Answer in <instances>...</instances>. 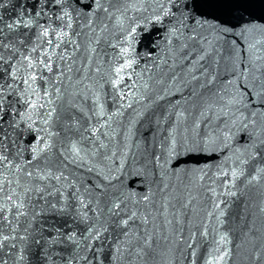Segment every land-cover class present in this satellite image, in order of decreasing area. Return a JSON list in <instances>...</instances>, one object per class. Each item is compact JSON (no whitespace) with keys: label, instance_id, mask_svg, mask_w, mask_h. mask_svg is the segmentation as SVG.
Instances as JSON below:
<instances>
[{"label":"snow or ice","instance_id":"obj_1","mask_svg":"<svg viewBox=\"0 0 264 264\" xmlns=\"http://www.w3.org/2000/svg\"><path fill=\"white\" fill-rule=\"evenodd\" d=\"M9 4L11 15L0 13V264H10L13 256L11 264L25 260L29 241L42 256L40 264H93L105 241L115 248L117 261L162 264L158 241L168 239L162 229L174 220L183 223L169 209L186 216L183 210L196 199L193 188L215 193L199 184L206 177L210 184L216 183L214 176L230 177L223 183L231 188L243 175L224 167L231 159L224 150L238 134L245 151L256 149L253 158L264 161V25L209 17L202 9L242 6L206 0H0V9ZM147 25L164 29L167 47L137 71L132 45L137 29ZM98 31L115 39L108 43L119 53L109 69L96 67L93 75L92 41ZM81 37H87V45ZM177 93L178 99L169 98ZM158 108L164 109L160 115ZM146 116L167 133L159 154L155 138L151 152L147 144L141 151L140 143H129ZM178 145L207 154V170L189 175L177 165L170 174L166 165ZM133 147L144 155L147 171L160 170L147 192L133 190L136 179L124 186L123 178L133 175L125 167ZM136 155L132 152L133 164ZM255 179L251 175L248 183ZM202 226L206 236L208 226ZM109 227L111 239L105 236ZM196 236L192 231L190 239ZM19 242L24 243L18 247ZM198 247L186 244L182 255L189 264L203 259ZM227 254L209 253L204 264H220Z\"/></svg>","mask_w":264,"mask_h":264},{"label":"water","instance_id":"obj_2","mask_svg":"<svg viewBox=\"0 0 264 264\" xmlns=\"http://www.w3.org/2000/svg\"><path fill=\"white\" fill-rule=\"evenodd\" d=\"M15 0H13V3ZM207 3L221 4V5H241L242 7H212L204 8L203 11L209 14V17L216 16L220 20H225L231 24H237L242 18L243 21L260 26L264 25V0H206ZM11 7L9 4L7 8L0 9V13H8L11 15ZM18 11V10H17ZM139 15V14H137ZM147 15V13H145ZM7 18V16H6ZM211 23H216V21H210ZM159 29V33H157ZM138 35L136 36L135 42L132 47L135 49V56L138 60L137 71L140 67L145 65H152L154 62V57L157 55H162V50L167 47L166 33L160 25H147L142 26L137 29ZM99 36V43L95 42V37ZM81 40L85 41L87 45V37H81ZM111 40L112 43H116L115 39L112 38L108 33H100L99 31L94 34L93 46L96 48L95 53H91L93 59V67L90 70L93 75H98L95 72L96 67H100L102 70L109 69L110 65L113 63L114 54L119 53V49H114L110 46L108 41ZM126 46V45H125ZM103 61V63H99ZM86 63V61H85ZM158 63V61H156ZM105 90L110 91V86L105 85ZM170 99H178L179 93L175 96H170ZM166 101H161L160 104L164 105ZM191 111V109H189ZM163 108L157 109V115L163 112ZM151 113H149L150 115ZM170 120L174 117H169ZM188 126H192V117L188 118ZM161 128H166V123H161ZM183 131V126L182 129ZM203 131V127L199 130ZM166 132H161L157 130L156 120L152 119L151 123L147 122V116L138 123L132 132L131 138L129 140L130 144L135 145L140 143L141 151L145 144H147L149 152L153 149V139L155 138V151L159 154L161 152L160 139L162 136H166ZM188 135L192 136L194 133L189 132ZM240 135L238 134L236 140L233 142L232 148L225 149L224 153L231 157L224 167L229 170L239 169L243 172V175L239 179L235 180L234 187H227L223 183L230 177L217 178L213 177L216 181L215 184H210L207 181V177L204 181H199V184H208V188L214 187L216 189L215 193L209 191L204 187H197L192 189V195L196 197L192 201V205L189 209H184L187 212L186 216L181 217L180 212L176 209L170 208V212H176L177 219L183 221V223H177L175 220L172 225L164 227L162 229V235L168 237L167 240L159 239V244L162 247L163 256L158 257L162 260V264H189V261L184 259L182 253L185 252L186 244L193 243V246L197 248L198 256H202L203 259H199L197 264H204L206 259L212 256L219 257L224 252L228 254L224 256V259L220 261V264H264V173H259L258 168H264V161L260 159L259 156L253 158L252 153L256 151L254 148H248L245 151V145L239 144L238 141ZM240 150L237 151L236 149ZM219 151V150H218ZM132 152H137L135 157L136 163L133 164ZM167 156V153H165ZM208 159V155L203 152L197 151H186L180 145L177 146V154L169 159L166 168L171 170L179 165L181 169L186 170L189 175L196 171L199 175L200 169H205V160ZM246 161L241 163V161ZM199 161V163H197ZM221 161L215 160L213 164H218ZM119 163V160L117 161ZM146 160L144 155H141L135 147L131 149L128 154L127 162L125 164L126 169H129L133 175L131 177H124V186L127 188L129 179H136L137 183L133 186V190L137 193L147 192L149 181L159 180V168H155V175H152L151 171L145 169ZM131 166V167H130ZM152 164L147 165V169H152ZM140 170V175L136 176L135 172ZM213 171H217L213 168ZM183 175V172H181ZM251 175H256L257 179L252 180L248 183V178ZM171 183L175 184L177 181L175 177H172ZM153 190H155L156 185H152ZM232 191L235 195H229L228 192ZM182 199H188V193L186 190H182ZM159 194L157 199H159ZM173 203L179 204L178 201H173ZM219 203V208H216V204ZM195 206V212H193L192 206ZM223 211V215L220 216V211ZM212 215L209 216L208 214ZM24 218H21L23 220ZM169 219H173L169 215ZM163 221V217H160ZM191 221V223H189ZM139 223V221H137ZM207 225V235L204 236L205 229L202 225ZM195 225V227H193ZM24 225H21V228ZM34 227L38 228L39 223L37 222ZM173 229L177 230L174 231ZM182 229V230H181ZM119 231V230H117ZM196 231L197 236L195 241L190 239L191 232ZM39 235V232L36 233ZM161 233H158L160 236ZM110 239L113 238V228L109 227L108 233H105ZM221 236L225 239L221 242ZM103 239V237H102ZM120 239H124L120 237ZM21 243L19 242L18 247ZM100 242L97 241L96 245ZM95 247V246H94ZM219 248V252H215L214 249ZM13 252L16 250L13 249ZM37 251V246L32 245L28 242V247L25 248L24 255L26 259L20 261L19 264H40L41 257H37L35 252ZM83 252L84 249H81ZM190 252V249H187ZM7 252V249H5ZM115 253V248H110L107 241L103 244L102 250L96 252V259L93 264H126V261L121 258L117 261L113 258ZM92 255V253H88ZM7 258V257H6ZM15 259V257L10 258ZM190 259V258H189Z\"/></svg>","mask_w":264,"mask_h":264}]
</instances>
